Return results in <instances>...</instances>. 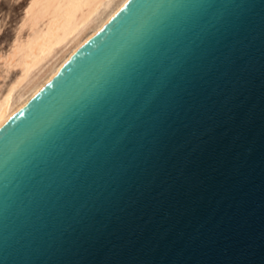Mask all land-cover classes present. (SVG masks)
Here are the masks:
<instances>
[{"label": "water", "instance_id": "95a60500", "mask_svg": "<svg viewBox=\"0 0 264 264\" xmlns=\"http://www.w3.org/2000/svg\"><path fill=\"white\" fill-rule=\"evenodd\" d=\"M0 264H264V0H126L0 126Z\"/></svg>", "mask_w": 264, "mask_h": 264}, {"label": "bare ground", "instance_id": "6f19581e", "mask_svg": "<svg viewBox=\"0 0 264 264\" xmlns=\"http://www.w3.org/2000/svg\"><path fill=\"white\" fill-rule=\"evenodd\" d=\"M125 1L31 0L25 10L31 32L22 40L17 37L10 53L2 59L9 69H17V74L0 95V126L45 85ZM40 23L43 27L37 30Z\"/></svg>", "mask_w": 264, "mask_h": 264}, {"label": "rangeland", "instance_id": "374dc122", "mask_svg": "<svg viewBox=\"0 0 264 264\" xmlns=\"http://www.w3.org/2000/svg\"><path fill=\"white\" fill-rule=\"evenodd\" d=\"M30 2L31 0H0V95L17 74V69H9L2 59L10 53L17 37L22 40L31 32L25 18V10ZM42 27L43 23H40L37 30Z\"/></svg>", "mask_w": 264, "mask_h": 264}]
</instances>
